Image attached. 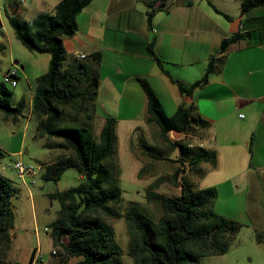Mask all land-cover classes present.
Listing matches in <instances>:
<instances>
[{
    "label": "trees",
    "instance_id": "16d2710c",
    "mask_svg": "<svg viewBox=\"0 0 264 264\" xmlns=\"http://www.w3.org/2000/svg\"><path fill=\"white\" fill-rule=\"evenodd\" d=\"M91 0H59L51 11L37 13L31 20L11 15L6 16L15 36L28 49L49 54L48 69L34 78L31 99L21 96L12 103V90L0 80V111L4 117L16 121L26 107L34 114L36 130L46 139L45 144L68 150L49 163H42L41 177L57 181L68 166H76L85 177V182L50 193L60 202L59 214L50 222L52 241L78 259L72 264H121V246L115 241L114 229L100 211L108 216H123L128 228L127 253L133 264H193L200 256L224 253L235 237L241 222L218 213L214 208L217 190L214 186L194 188V183L184 174H205L200 165L208 161L215 165V152L186 135L198 136V129L206 122L196 111L194 101L180 103L175 111L167 114L161 100L145 77L139 83L147 96L148 121L160 129L161 139L171 149H177L174 158L178 165L172 180L180 184L178 194H165L147 188L146 195L158 202L159 216L154 219L136 202L129 204L120 213L110 202H118L121 189L118 184L119 169L111 168L108 158L115 142V119L106 117L99 133L91 126L94 101L99 81L100 52L93 51L84 58H73L64 63L67 55L63 38L77 29L76 16ZM158 1L157 5L154 3ZM216 11L229 17L207 0ZM264 3V0H242V10ZM146 17L150 22L154 12L163 7V0H146ZM239 34L224 37L220 41L218 55H212L201 77L185 85L178 81L179 90L191 95L194 87L208 80L223 60L225 51ZM3 46L0 41V48ZM147 50L162 70V60L153 48ZM17 77V76H16ZM172 130L181 135L170 138ZM58 139V140H57ZM152 159L163 158L164 149L141 138L139 143ZM4 151L0 148V157ZM144 167L138 171L143 174ZM17 191L11 179L0 173V242L8 237L13 225L12 196ZM258 242L264 241V230H255ZM63 239V242H60ZM55 254V253H53ZM62 264V263H52Z\"/></svg>",
    "mask_w": 264,
    "mask_h": 264
},
{
    "label": "crops",
    "instance_id": "0c3cea01",
    "mask_svg": "<svg viewBox=\"0 0 264 264\" xmlns=\"http://www.w3.org/2000/svg\"><path fill=\"white\" fill-rule=\"evenodd\" d=\"M211 1L229 17L207 0H163V7L148 22L146 0H91L77 14L75 32L63 38L67 55L64 63L81 52L86 56L100 52L91 122L95 135L106 117H113L115 133L119 123H125L130 136L139 130L138 135L145 137L151 124L159 139L157 143L144 139L161 146L164 152L170 147L169 142L162 141L157 124L148 121L147 96L139 77L150 82L167 114L180 103L194 101L206 122L198 129L196 139L215 152V165L202 161L205 174L201 177L193 171L184 174L194 185L211 176L205 186L217 190L215 210L254 230H264V3L242 10V0ZM3 10L6 15L5 5ZM2 17L0 10L3 28ZM234 34L239 37L229 43L218 69L205 83L194 87L191 95L182 93L178 81L189 85L201 77L209 58L219 54L222 38ZM151 41L167 72L148 52ZM48 65L49 57L46 70ZM197 90L200 96L196 99ZM26 116L30 118V110ZM55 152L56 159L69 151ZM172 156L173 160L177 153ZM176 167L168 173L171 179ZM176 180L180 188L178 176Z\"/></svg>",
    "mask_w": 264,
    "mask_h": 264
},
{
    "label": "rangeland",
    "instance_id": "374dc122",
    "mask_svg": "<svg viewBox=\"0 0 264 264\" xmlns=\"http://www.w3.org/2000/svg\"><path fill=\"white\" fill-rule=\"evenodd\" d=\"M55 1L59 0H0L4 22V27H0V41L3 44L0 48V80L3 79L4 72L15 69L16 66V84L5 82L12 90L13 104L21 96L27 102L30 100L34 78L46 71L45 64L49 54L30 50L21 43L7 20L3 5L11 15L27 20L33 13L51 11V5L56 3ZM199 96L200 92L197 90L195 98ZM28 111L29 108L26 107L16 121L4 117V113L0 111V148L4 151V155L0 157V173L9 177L17 188L11 200L13 225L8 229V237L0 242V264H72L78 257L68 255L60 245H54L52 241L50 222L58 216L60 202L51 197L50 193L83 183L85 177L73 165L68 166L57 181L43 179V168L34 176V182H31L30 178L23 180L17 175L14 167L16 160L41 163L43 160L55 159V150H63L46 145L47 138L36 134L35 116L30 111V118L27 117ZM124 127L125 123H119L116 127L114 149L108 158L111 168L119 169L118 184L121 189L120 200L110 204L122 213L129 204L138 202L156 219L160 214L159 204L154 198L146 195V190L152 188L170 195L180 192L178 182L173 181L168 174L174 165H180L170 159L178 150L167 147L163 158L148 161L151 157L140 149L139 143L141 138L152 142L159 139L154 126L149 125L145 130V137L138 135L139 130L130 136ZM170 137L174 139L177 136L170 133ZM186 137L192 142L198 141L195 136ZM141 167H144V170L140 177L138 171ZM150 172L152 177H148ZM209 179L211 176L201 179L199 184L193 187H207L205 181ZM97 213L110 222L114 229L115 241L122 248L119 255L121 264H133V258L127 253L128 228L125 218L108 216L100 211ZM45 227L47 229H44ZM60 242H63V239H60ZM51 249H56L57 253L52 254ZM35 255L39 258L36 259ZM196 264H264V241L258 242L253 227L241 222L226 252L200 256Z\"/></svg>",
    "mask_w": 264,
    "mask_h": 264
},
{
    "label": "built area",
    "instance_id": "2783aa9c",
    "mask_svg": "<svg viewBox=\"0 0 264 264\" xmlns=\"http://www.w3.org/2000/svg\"><path fill=\"white\" fill-rule=\"evenodd\" d=\"M85 56L86 54L83 52L76 54L77 58H84ZM16 70L17 69L15 68L9 69L8 71L4 72L2 81H8L11 85H15L17 82L15 75ZM240 115H243V113H240ZM14 167L16 169L17 175L21 177V179L26 180L30 178L31 182H34V176L42 170L43 165L42 163H26L21 159H18L14 162ZM44 229H47V227H45ZM51 253L53 254L57 252H53L51 249ZM35 258L38 259L39 257L37 258V256L35 255Z\"/></svg>",
    "mask_w": 264,
    "mask_h": 264
},
{
    "label": "water",
    "instance_id": "95a60500",
    "mask_svg": "<svg viewBox=\"0 0 264 264\" xmlns=\"http://www.w3.org/2000/svg\"><path fill=\"white\" fill-rule=\"evenodd\" d=\"M237 22H238V20H237ZM237 28H238V25L235 26V29H237ZM231 30H233V29H231ZM171 133H172V134H175L177 137H179V135L181 134L180 131H175V130H172Z\"/></svg>",
    "mask_w": 264,
    "mask_h": 264
},
{
    "label": "bare ground",
    "instance_id": "6f19581e",
    "mask_svg": "<svg viewBox=\"0 0 264 264\" xmlns=\"http://www.w3.org/2000/svg\"><path fill=\"white\" fill-rule=\"evenodd\" d=\"M52 251H53V252H56L57 250H56V249H53Z\"/></svg>",
    "mask_w": 264,
    "mask_h": 264
}]
</instances>
